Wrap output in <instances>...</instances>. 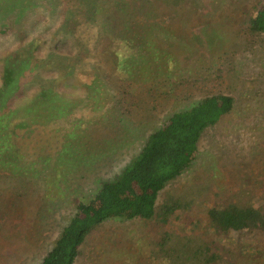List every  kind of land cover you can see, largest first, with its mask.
Returning <instances> with one entry per match:
<instances>
[{
    "label": "rangeland",
    "instance_id": "1",
    "mask_svg": "<svg viewBox=\"0 0 264 264\" xmlns=\"http://www.w3.org/2000/svg\"><path fill=\"white\" fill-rule=\"evenodd\" d=\"M178 1L157 10L170 34L171 45H157L163 56L169 52L171 61L164 59L168 66L150 74L137 65L130 80V74L127 78V72L113 67L110 59L100 63L105 71L98 70V77L89 85L71 75L60 77L55 88L65 99L86 106V116L77 122L64 121L58 115L63 126L45 134L48 140L41 148L30 141H34L31 134L35 126L20 129V164L43 172L50 168V172L48 177L40 172L28 191L15 199L12 212L0 218V264H38L72 214L74 199H88L98 181L117 175L138 153L146 132L172 110L211 93L231 95L234 109L201 138L197 162L160 192L161 199L191 197V208L177 211L179 218L173 215L164 226L141 220H107L86 236L74 264H139L137 260L141 262L140 256L150 252L161 232L185 229L204 234L205 212L213 204L252 202L264 213V35L251 34L245 24L246 17L255 15L258 2L263 0ZM195 33L200 44L190 43ZM46 35L35 33L37 38ZM30 38L26 32L24 40ZM17 45L20 42L10 33L0 34V73L2 58ZM43 51L44 47L40 53L45 56ZM90 60L88 65H78L79 70L88 73ZM48 69L46 77L56 75L54 69ZM107 73L111 78L105 79ZM141 77L148 82L142 83ZM36 86L29 85L14 101V107L21 105L16 118L27 114L23 100ZM123 101L130 102L127 124L121 121L126 119L121 113ZM104 107L112 109L105 111ZM34 110L42 111L39 102ZM71 122H77L79 128L68 132L64 128ZM73 132L77 135L72 134L69 143L66 138ZM57 141L64 143L60 149ZM64 146L69 149L65 151ZM38 155L42 159L34 162L32 158ZM65 156L64 164L54 172L55 167L50 166ZM60 176L64 179L59 182ZM230 237L224 241L226 247L234 250L239 242L256 250L257 255L235 256V264H264V231L231 233ZM144 264L158 263L145 260Z\"/></svg>",
    "mask_w": 264,
    "mask_h": 264
},
{
    "label": "trees",
    "instance_id": "2",
    "mask_svg": "<svg viewBox=\"0 0 264 264\" xmlns=\"http://www.w3.org/2000/svg\"><path fill=\"white\" fill-rule=\"evenodd\" d=\"M178 2L0 0V34L10 33L20 42L16 49L2 58L0 73V218L12 212L16 207L15 199L28 191L40 172L46 177L50 172V168L43 172L35 166L20 164L23 158L21 142L18 141L21 137H17L20 129L35 126L36 131L31 134L34 141H30L41 148L48 140L45 134L53 132L57 125L63 126L58 115L65 118L64 121L77 119L78 122L89 112L80 102L65 99L64 94L55 88L59 84L58 79L71 75L89 85L98 77V70L105 71L100 63L110 59L113 67L124 74L127 72V78L130 74V80H133L131 71L137 65L150 74L165 68L168 63L164 59L171 61L169 52H164L163 56L157 45H171V41L167 22L157 10L166 7L165 3L172 5ZM245 24L251 34L264 35V0L258 2L255 15L246 17ZM26 32L31 35L28 41L24 40ZM36 32H47V35L37 38ZM192 37L191 44L201 43V40L195 41V38H200L198 34H192ZM42 47L45 48V56L40 53ZM87 60L91 61L92 67L88 73L78 68V65H88ZM48 68L54 69L56 75L46 77ZM106 78H111V75L107 73ZM140 79L142 83L148 82L142 77ZM33 84H37L34 93L23 100L27 114L21 116L22 119L16 118L21 105L14 107L13 103ZM114 100L117 103L119 98L115 96ZM38 102L42 111L35 112ZM129 105V101H123L121 105V113L126 116L121 121L126 124ZM111 109L103 108L105 111ZM233 109L234 98L231 95L211 93L188 106L172 110L160 124L146 132L138 153L117 175L98 181V187L88 199H74L72 214L38 264H74L86 236L107 220H141L164 226L171 222L173 215L179 218L176 212L191 208L192 198L187 200L177 195L161 199L160 192L197 162L201 138ZM77 122H71V127L68 124L64 129L71 132L73 127L79 128ZM72 134L77 135L76 132L68 134L66 139L69 143ZM61 142L57 141V149L64 145ZM64 147L65 151L69 149ZM85 152L91 153V150ZM32 159L40 161L42 155ZM61 159L50 166L55 167L54 172L64 164L66 156ZM61 179L64 178L60 176L58 181ZM205 213L204 234L195 235L185 229L161 232L150 252L140 256L141 262L235 264V256H257L256 250L245 244L237 242L233 250L226 247L224 241L232 238L231 233L245 234L255 229L264 231V213L258 206L252 202L229 201L213 204ZM141 262L137 260L136 263Z\"/></svg>",
    "mask_w": 264,
    "mask_h": 264
}]
</instances>
